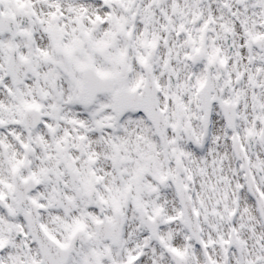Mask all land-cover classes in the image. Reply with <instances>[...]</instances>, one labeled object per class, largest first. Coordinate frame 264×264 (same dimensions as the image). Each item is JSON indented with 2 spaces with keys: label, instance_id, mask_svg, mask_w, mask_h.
Listing matches in <instances>:
<instances>
[{
  "label": "snow or ice",
  "instance_id": "1",
  "mask_svg": "<svg viewBox=\"0 0 264 264\" xmlns=\"http://www.w3.org/2000/svg\"><path fill=\"white\" fill-rule=\"evenodd\" d=\"M0 264H264V0H0Z\"/></svg>",
  "mask_w": 264,
  "mask_h": 264
}]
</instances>
